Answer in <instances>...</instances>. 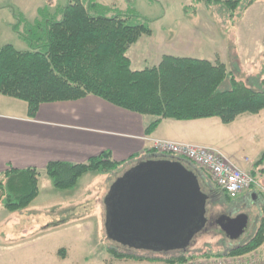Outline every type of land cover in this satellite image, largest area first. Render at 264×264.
<instances>
[{"label":"rangeland","instance_id":"1","mask_svg":"<svg viewBox=\"0 0 264 264\" xmlns=\"http://www.w3.org/2000/svg\"><path fill=\"white\" fill-rule=\"evenodd\" d=\"M69 1L0 0V45L10 43L20 50L29 49L28 42L13 28L17 19L22 22L20 29L24 33L26 25L42 18V10L51 16L60 13ZM95 1L103 6L101 15L127 14L132 15L134 24L150 23L152 34L143 35L129 50L134 69L153 66L162 52H168L223 62L237 79L262 88L259 83L264 80V0L249 7L245 0L234 12L223 4L209 5L205 0ZM173 38V43L166 42ZM228 82L221 89L229 87ZM0 112L6 109L0 107ZM233 125L235 132L225 135L216 145L239 159L246 156L260 161L263 153L259 155L258 150L264 149L262 134L242 127L239 120ZM254 136L256 141H252ZM126 169L119 166L109 173L110 179L107 173L87 172L68 189L56 188L43 172L40 193L27 208L10 212L0 202V264H166V259L181 255L187 259L182 264H247L244 260L250 253L231 256L228 252L255 234L263 201H244L242 195L250 191L229 198L201 168L196 170L202 190L209 193L215 188L219 195L208 205L210 213L235 209L249 215L248 229L239 238L233 240L218 225L200 232L185 252H140L117 244L105 229L107 195Z\"/></svg>","mask_w":264,"mask_h":264},{"label":"trees","instance_id":"2","mask_svg":"<svg viewBox=\"0 0 264 264\" xmlns=\"http://www.w3.org/2000/svg\"><path fill=\"white\" fill-rule=\"evenodd\" d=\"M205 1L223 4L234 12L245 0ZM256 1L248 0L246 6ZM100 9L103 6L95 0H70L60 13L47 16L42 10V18L26 23L24 33L17 19L13 28L28 42L29 49L0 45V94L25 101L29 117H35L44 103L96 95L124 109L153 116L148 133L166 118L219 117L230 123L243 113L264 109V80L259 83L263 89H256L255 84L237 79L223 62L164 55L158 65L134 69L129 50L143 35L152 34L150 23L134 24L132 15L127 14L101 15ZM226 81L229 87L221 89ZM263 162L264 153L257 165ZM119 166L111 153L104 151L82 163L51 161L44 172L56 188L68 189L87 172L109 174ZM42 173L37 167H9L1 172L0 202L10 212L27 208L40 193ZM251 173L264 175V168ZM263 244L264 199L255 234L228 254H248ZM186 261L184 255L165 260L166 264Z\"/></svg>","mask_w":264,"mask_h":264},{"label":"crops","instance_id":"3","mask_svg":"<svg viewBox=\"0 0 264 264\" xmlns=\"http://www.w3.org/2000/svg\"><path fill=\"white\" fill-rule=\"evenodd\" d=\"M166 42L173 43L174 38ZM164 55L171 54L162 52L159 62L154 65H158ZM0 107L6 109V112H0V173L9 167H37L44 172L51 161L82 163L109 151L121 167L126 166L125 171L144 159L172 158L182 161L201 180L199 171L202 167L180 156L155 151L153 138L214 147L237 167L249 172L264 168L263 163L257 165V158L244 156L239 159L218 146L225 135L230 136L235 132L233 123L238 120L242 127L251 128L255 134H262L264 139V109L255 114L243 113L230 124H224L219 117L192 120L166 118L148 133L147 125L153 116L124 109L96 95L41 104L35 117L28 116L25 101L2 94ZM212 140L215 142L209 143ZM256 140L257 136H254L252 141ZM258 153H264V149H259ZM242 197L249 203L261 200L252 193H245ZM247 257L244 260L247 264H264V244Z\"/></svg>","mask_w":264,"mask_h":264},{"label":"water","instance_id":"4","mask_svg":"<svg viewBox=\"0 0 264 264\" xmlns=\"http://www.w3.org/2000/svg\"><path fill=\"white\" fill-rule=\"evenodd\" d=\"M120 192L129 204L130 218L147 220L153 215L159 216L160 222L167 223L165 228L160 229L159 237L169 236L167 239L180 240L182 235L179 227L181 224L185 226L190 220L189 216L195 215V212H201L204 216L203 222L206 220L209 196L202 190L198 176L180 160H141L119 176L107 196V208L113 209L108 212L113 226L118 220L115 209H120L117 197ZM248 219V214H241L237 218L225 219L227 225L221 224V227L229 237L235 239L245 232ZM232 225H237L236 231L232 229ZM193 235L194 233L190 232L182 240L185 243L179 247H187Z\"/></svg>","mask_w":264,"mask_h":264},{"label":"flooded vegetation","instance_id":"5","mask_svg":"<svg viewBox=\"0 0 264 264\" xmlns=\"http://www.w3.org/2000/svg\"><path fill=\"white\" fill-rule=\"evenodd\" d=\"M210 191L211 192L207 193L209 198L207 199L205 222H203L204 216L201 214V212L200 213L195 212V215L189 216L190 220L188 221V223L185 226L184 224H181V226L179 227L181 232L180 235H182V238L180 240L167 239L169 236L167 237L158 236L160 229L165 228L167 224L164 222H160L159 216L153 217V215H150L149 216L150 218L147 220L133 218V217L130 218L128 214V211L130 210L129 204L127 200H125L126 197L124 198L123 196H121L122 193L120 192L119 196H117L120 209H115L117 211L116 216L118 220L114 222V226L111 221L112 218L108 216V212L112 211L113 209L111 208L106 209L107 211L105 213L106 216L105 229L107 231V235L110 236L117 244L125 247L128 250L130 249L133 251L137 250L140 252H152V253H158V252L167 253L172 251L185 252L189 250V246L192 245L196 236L200 232L204 230H208L209 227L218 226V225L221 226V224H225V219L237 218L241 214H247L242 211H236L235 209L223 211V213H213V212L210 213L208 209V205L213 201V199L219 196L216 194L217 191L215 188H211ZM199 211H201V209H199ZM248 226L249 223L247 224L246 230L248 229ZM236 228L237 225L236 226L232 225V229L234 231L237 230ZM190 232H193L194 235L188 246L179 247L185 243L182 240H184Z\"/></svg>","mask_w":264,"mask_h":264},{"label":"built area","instance_id":"6","mask_svg":"<svg viewBox=\"0 0 264 264\" xmlns=\"http://www.w3.org/2000/svg\"><path fill=\"white\" fill-rule=\"evenodd\" d=\"M152 143L160 153L178 155L205 168L216 184L231 197L247 190H256L264 195V177L257 178L237 167L214 147L161 138H153Z\"/></svg>","mask_w":264,"mask_h":264}]
</instances>
